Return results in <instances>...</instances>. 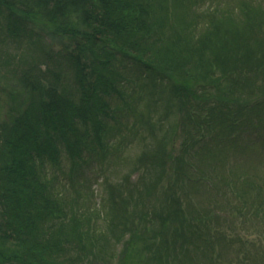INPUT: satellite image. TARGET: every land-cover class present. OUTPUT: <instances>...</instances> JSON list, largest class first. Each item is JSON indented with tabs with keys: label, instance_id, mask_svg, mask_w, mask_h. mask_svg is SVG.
Masks as SVG:
<instances>
[{
	"label": "trees",
	"instance_id": "trees-1",
	"mask_svg": "<svg viewBox=\"0 0 264 264\" xmlns=\"http://www.w3.org/2000/svg\"><path fill=\"white\" fill-rule=\"evenodd\" d=\"M214 2L0 0L15 41L29 45L45 27L63 42L56 55L38 45L46 67L23 71L17 113L0 119V264H235L224 257L232 235L219 224L234 223L235 210L221 202L200 210L182 188L224 183L245 196L244 214L264 221V178L239 161L226 176L223 164L226 154L247 149L244 134L264 144V0ZM120 55L154 78V95L165 94L154 119L131 107L154 135L138 157L150 176L144 192L154 190V217L143 224V196L109 184L103 228L55 179L57 170L72 178L68 170L91 153L105 157L106 138L121 133L118 111L131 101H124ZM170 115L189 132L180 147L168 145L173 119L163 117ZM135 217L140 228L127 223ZM252 246L255 263L264 264V243Z\"/></svg>",
	"mask_w": 264,
	"mask_h": 264
},
{
	"label": "rangeland",
	"instance_id": "rangeland-1",
	"mask_svg": "<svg viewBox=\"0 0 264 264\" xmlns=\"http://www.w3.org/2000/svg\"><path fill=\"white\" fill-rule=\"evenodd\" d=\"M205 1L209 3L219 1V5H223L227 0ZM234 1L236 0H228V2ZM6 14L7 12L0 14V119L6 118L9 113H17V107L22 99L19 95L20 86L18 78L22 75L23 71L34 65H39L43 69L46 67L44 51L38 45L46 50L52 48L54 53L63 48L62 39L45 27L35 30V39L29 45L26 41H15L14 38L5 32L4 23ZM120 57L122 59L125 58L121 66L124 68L123 73L125 75V78L122 80L123 90L125 91L124 101L130 100L132 105L128 104L123 107V110L118 111L121 114L120 116L117 115V117L123 122L122 125L120 124L121 133L111 136L110 141L106 138L110 142V146H108L109 150L105 157L99 159L97 158L99 155L91 153L93 155L90 154V159L82 163L78 170L70 172L68 170L69 160L63 155L62 165L68 170L72 178L68 176L63 177L57 170V179H55V184L67 198L74 197L75 204L77 202L78 204H82V209L86 213H91L90 224H97L103 228L106 226L105 209H107L108 204H106V207H103L101 201L102 196L105 199L108 198L109 184L115 188H122V191L126 193L131 191L135 197L138 194L143 196L145 205L140 208L142 211L140 218L143 224L148 221L149 217H154V190L150 191V193L152 192L151 194H145L143 181L144 179L148 180L150 176L146 172L144 161L142 159L138 160L139 155L144 150L150 149L151 145L155 143L154 135L149 132L150 130L146 125L136 120L131 107L141 109L145 113L151 111V117L154 119V112H157L159 115L164 105L165 94L159 96V93H157L154 95V78L146 73L145 70L138 67L136 69V66H134L129 58L122 55ZM157 82L161 84V80ZM131 94H134L137 98L132 100ZM154 96L156 100H154ZM113 101L116 100L113 99ZM118 101L121 104L123 103L120 99ZM172 107L175 108L174 105ZM172 119V132L168 145L174 144L175 147H180L182 140L185 139V136L189 132H187V127L184 129L183 124L177 121L176 115H170L169 119L163 117L164 121ZM165 123L162 124L161 128L156 130L158 137L164 133ZM251 136V139H249L244 134L245 139L243 141L245 142L246 140L248 144L244 152L236 149L234 152L231 151L224 156L223 164L226 176L230 175L231 169L235 170L234 164L236 165L237 161H239V169L241 166L244 167L243 169L248 171L249 174L252 176L256 175L259 181L264 178V144L256 142L253 135ZM241 152L242 154H240ZM136 165L138 166L137 169H135ZM45 166L51 172V166L49 164H45ZM206 169L211 171L209 168ZM261 183L264 185V181H261ZM226 187L228 186L221 182L217 183L214 188L209 187L213 191L204 189L202 186L198 187L197 191L192 190L190 186L184 187L182 188V192L186 195V198L183 196V199L189 198L191 200L190 203L195 204L199 209L201 206L207 205L215 207L220 205V202L223 206L233 208L235 210L234 223L230 226L223 221L219 223L228 229L229 234L232 235V243L224 246V257L232 260L235 264H261L260 262L255 263V257L252 254L255 248H253L252 243L254 240L258 242L262 240L264 243V221L260 218L251 217L249 212L244 214L246 210L242 208L244 207L242 202L245 196L238 194L235 189L226 190ZM78 192L80 193L79 198H77ZM131 204L129 202V206H132ZM138 206L140 207L141 205L139 204ZM136 218L129 219L127 223L134 221L137 228H140L141 222ZM92 222L94 223L92 224ZM238 234L241 235V239L238 238ZM121 247V244L117 246L116 252ZM244 248H247L248 251L245 252L246 249ZM242 259L245 260L243 261ZM110 264H116V260H111Z\"/></svg>",
	"mask_w": 264,
	"mask_h": 264
}]
</instances>
